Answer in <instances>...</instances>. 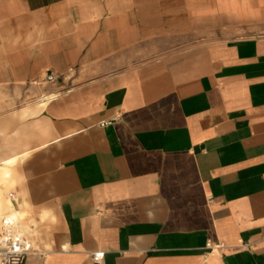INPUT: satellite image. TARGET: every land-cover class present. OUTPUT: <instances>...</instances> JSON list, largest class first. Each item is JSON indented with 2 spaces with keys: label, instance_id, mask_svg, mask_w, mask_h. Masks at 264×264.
I'll return each mask as SVG.
<instances>
[{
  "label": "crops",
  "instance_id": "0c3cea01",
  "mask_svg": "<svg viewBox=\"0 0 264 264\" xmlns=\"http://www.w3.org/2000/svg\"><path fill=\"white\" fill-rule=\"evenodd\" d=\"M8 88L24 264H264V0H0Z\"/></svg>",
  "mask_w": 264,
  "mask_h": 264
},
{
  "label": "rangeland",
  "instance_id": "374dc122",
  "mask_svg": "<svg viewBox=\"0 0 264 264\" xmlns=\"http://www.w3.org/2000/svg\"><path fill=\"white\" fill-rule=\"evenodd\" d=\"M32 99L28 97L25 92L11 90V89H2L0 90V163L1 159L7 158L18 153H21L25 150H28L31 145H27V139H2V137L18 135L17 129L11 127L9 117L11 115H17L15 111L17 108L24 107L29 102L31 103ZM37 102V101H33ZM24 114V113H23ZM22 114V115H23ZM8 117L6 122H2V118ZM27 155L21 156L18 158V161L15 165V171L13 173V177L9 180L0 179V201L4 202L7 198H11L14 200L13 206L12 204H8V207L4 210L5 212L12 211L14 208H19L22 214L17 218L14 230L19 232L27 237L29 241L32 242L34 248L38 250L37 244L39 241L40 230L38 227V223H36V213L32 207L28 206V203L22 202L21 200H16L17 195L21 194L22 183L25 182V177L22 169L23 160ZM15 195V198L11 196V194ZM5 215L0 217V224ZM42 221H44V217L42 216Z\"/></svg>",
  "mask_w": 264,
  "mask_h": 264
},
{
  "label": "built area",
  "instance_id": "2783aa9c",
  "mask_svg": "<svg viewBox=\"0 0 264 264\" xmlns=\"http://www.w3.org/2000/svg\"><path fill=\"white\" fill-rule=\"evenodd\" d=\"M57 75L48 72L43 81L55 82ZM13 196V194H11ZM16 221L11 217H4L0 224V264H24L26 257L33 251L31 241L14 230ZM93 259H102L100 253H95Z\"/></svg>",
  "mask_w": 264,
  "mask_h": 264
},
{
  "label": "bare ground",
  "instance_id": "6f19581e",
  "mask_svg": "<svg viewBox=\"0 0 264 264\" xmlns=\"http://www.w3.org/2000/svg\"><path fill=\"white\" fill-rule=\"evenodd\" d=\"M53 99V98H52ZM37 106V109L42 108L45 105V102L43 100L39 101ZM18 156L10 157L5 160H3L2 163H0V179L2 180H9L13 177L14 173V166L18 161ZM8 204H12L13 206H16L11 198H7L4 202L0 201V217L2 215H5V217H11L12 219L16 220L21 215V212L16 207L12 211H8L4 213V210L8 207Z\"/></svg>",
  "mask_w": 264,
  "mask_h": 264
}]
</instances>
